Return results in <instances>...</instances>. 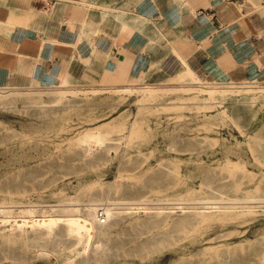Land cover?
Listing matches in <instances>:
<instances>
[{"label": "rangeland", "instance_id": "1", "mask_svg": "<svg viewBox=\"0 0 264 264\" xmlns=\"http://www.w3.org/2000/svg\"><path fill=\"white\" fill-rule=\"evenodd\" d=\"M184 71L124 91H2L0 264H264V93L209 99ZM247 86L264 75L207 90ZM123 198L121 219L93 222L92 246L68 231L80 200L105 210ZM45 217L58 222L36 226Z\"/></svg>", "mask_w": 264, "mask_h": 264}, {"label": "crops", "instance_id": "2", "mask_svg": "<svg viewBox=\"0 0 264 264\" xmlns=\"http://www.w3.org/2000/svg\"><path fill=\"white\" fill-rule=\"evenodd\" d=\"M186 67L264 75V0H0V91L124 90Z\"/></svg>", "mask_w": 264, "mask_h": 264}, {"label": "bare ground", "instance_id": "3", "mask_svg": "<svg viewBox=\"0 0 264 264\" xmlns=\"http://www.w3.org/2000/svg\"><path fill=\"white\" fill-rule=\"evenodd\" d=\"M197 73V72H196ZM180 79V81H185L186 82V85L188 84L189 85H193V86H196L198 89H199V92L200 93H203V92H206L209 97V99H215L217 96H235L237 94H240L242 93L243 91H252V90H256V91H259V92H262L264 93V88H256L254 86H247L246 88H230V89H225V90H216V89H211V90H207L208 89V86L209 85H212L214 84L213 82L211 81H202L200 78H198L196 75H195V72L191 71L188 67H187V70L186 72L184 71V73L182 74H179L178 75ZM203 78V77H202ZM188 82V83H187ZM183 83V82H182ZM185 84V83H184ZM207 86V87H205ZM137 88H143V87H137ZM181 88V87H180ZM72 89V88H71ZM125 89V88H124ZM129 89V88H128ZM144 89V91H143ZM142 89V92H144V96L146 98V100L148 101H154V100H163L164 96H165V92H162L161 91H157V90H154V89H150L148 87H145ZM220 89V88H219ZM3 91H7V92H20V91H17V90H3ZM64 91V89L62 90ZM83 91V90H82ZM124 91V90H123ZM1 93H4L2 91H0V94ZM13 93V94H14ZM76 93V92H75ZM30 96V95H29ZM72 96V95H71ZM85 96V95H84ZM46 97V96H45ZM86 97V96H85ZM29 98V97H28ZM48 98V97H47ZM78 98V97H77ZM86 99V98H85ZM26 100V99H25ZM68 100V99H67ZM191 100V99H190ZM18 101V100H16ZM59 103V102H58ZM186 104H180L177 108H175L178 112H179V117H183V114L181 113L182 110L184 109L183 106H185ZM164 106V104H163ZM65 107V106H64ZM174 110V109H173ZM172 111V110H171ZM211 125V123H206V126H209ZM134 131V129H133ZM91 132V131H90ZM86 135H83L84 136V140L85 142L87 141H90L91 142V139L93 138L91 136L90 133L87 132L86 130ZM99 135L101 134L100 132L98 133ZM106 135H107V132H106ZM94 136V135H93ZM82 137V136H81ZM129 137V136H128ZM80 138V137H79ZM95 138V137H94ZM134 140H139V137L138 135H134L133 136ZM96 139V138H95ZM79 140V139H78ZM93 140V139H92ZM98 140V139H97ZM96 140V142H97ZM102 140V139H100ZM214 142H216L214 140ZM81 143V142H80ZM94 143V141L92 142ZM87 144V143H85ZM97 144V143H95ZM91 145V144H89ZM100 145V144H99ZM88 147V146H87ZM101 147V146H100ZM90 148V147H89ZM92 149V148H91ZM95 149V148H93ZM261 149V148H259ZM91 151V150H90ZM88 156V155H87ZM231 164V163H230ZM120 176V175H119ZM127 179V178H126ZM121 180V179H120ZM134 181V180H133ZM113 192V188L110 187V191L108 193H112ZM119 194L118 191H115L114 192V195L117 196ZM248 195V194H247ZM70 197V196H69ZM173 198V197H172ZM249 198V196H248ZM63 199V198H62ZM252 199V198H251ZM250 199V200H251ZM64 200V199H63ZM210 200V199H209ZM218 200V199H217ZM249 200V199H248ZM135 201V200H134ZM215 201V200H214ZM245 201V200H244ZM111 202V201H110ZM114 202V201H113ZM118 202V201H117ZM129 202V201H128ZM133 202V201H132ZM142 202V200H141ZM156 202V201H155ZM171 202V201H170ZM222 202V201H221ZM106 203V202H105ZM130 203V202H129ZM140 203V202H139ZM30 204V203H29ZM59 204V203H58ZM62 204V203H61ZM128 204L127 202H125V199H121L120 203H113L110 207L106 208L105 209V215L107 216V220L111 221L113 219H121V216H122V208H120L119 206L120 205H126ZM162 204V203H161ZM166 204V203H165ZM173 204V202H172ZM207 204V203H206ZM211 204V202H210ZM209 204V205H210ZM220 204V203H219ZM218 204V205H219ZM222 204V203H221ZM129 206L131 205L128 204ZM134 205V204H133ZM152 205V204H151ZM160 205V204H159ZM191 205V204H190ZM215 205V204H214ZM4 206V205H3ZM7 206V205H6ZM27 206V205H26ZM30 206V205H29ZM62 206V205H61ZM76 206H79V207H82L83 210L80 211V215L78 218H70L67 220V223H68V231L70 233H75L80 240H86L87 241V246L90 247L95 237V228H94V223L95 221H98L97 223L100 224L99 220H98V209H97V206L98 204L97 203H94L92 201H87V200H80V203L79 204H76ZM106 206V205H105ZM141 206V205H140ZM139 206V207H140ZM32 207V206H31ZM54 207V205H53ZM136 207V205H135ZM138 207V208H139ZM2 208V207H1ZM0 208V209H1ZM132 208V207H131ZM172 208V207H171ZM33 210V209H31ZM138 210V209H137ZM180 210V209H179ZM188 210V209H187ZM245 210V209H244ZM2 211V209L0 210ZM21 211V210H20ZM59 211V210H58ZM57 211V212H58ZM79 211V210H78ZM128 211V210H127ZM132 211H135L134 209ZM248 211V209H247ZM33 212V211H32ZM159 212V211H158ZM157 212V213H158ZM26 213V212H25ZM179 213V212H178ZM183 213V211H182ZM20 215V214H19ZM24 215V214H23ZM30 217V216H29ZM32 218V217H31ZM37 218V217H36ZM27 219V218H25ZM17 221V220H16ZM26 221V220H25ZM28 221V220H27ZM31 221V220H30ZM106 221V220H105ZM58 220L56 219H53V218H42V219H35V224L36 226L37 225H40V226H45V227H48V228H52V226H54L55 224H57ZM150 222V221H149ZM34 224V221L32 222ZM21 225L23 224H26L27 225V222L26 223H20ZM106 224V223H105ZM26 225H23V226H26ZM98 225V224H97ZM101 225V224H100ZM147 225V224H146ZM17 226V225H16ZM34 226V225H32ZM19 227V226H18ZM22 227V226H21ZM29 227V225H28ZM39 228V227H38ZM103 228V227H102ZM21 230V228H19ZM27 230V229H26ZM33 230V228H32ZM31 230V231H32ZM66 230V229H65ZM147 230V228H146ZM156 230V229H155ZM152 231V230H151ZM18 232V231H17ZM97 232V231H96ZM38 233V232H37ZM144 231L142 230H134L131 235H133V238L137 239L138 237L141 238L142 236H144ZM107 236V234H106ZM124 237V236H123ZM106 239V238H105ZM85 244V243H84ZM141 244V243H140ZM92 246V245H91ZM87 247V248H88ZM143 247V246H142ZM86 248V250H87ZM83 249V248H82ZM89 249V248H88ZM122 249V248H121ZM85 250V249H84ZM97 250V249H96ZM103 250V249H102ZM144 253V251H143ZM105 256V255H104ZM87 257V256H86ZM95 257V256H94ZM56 258V257H55ZM87 259V258H86ZM77 260V259H76ZM86 262V261H85ZM58 263V262H57ZM87 263V262H86ZM98 263V262H97ZM65 264V263H64Z\"/></svg>", "mask_w": 264, "mask_h": 264}, {"label": "built area", "instance_id": "4", "mask_svg": "<svg viewBox=\"0 0 264 264\" xmlns=\"http://www.w3.org/2000/svg\"><path fill=\"white\" fill-rule=\"evenodd\" d=\"M98 217L102 223L105 222V210L103 208L98 209Z\"/></svg>", "mask_w": 264, "mask_h": 264}]
</instances>
